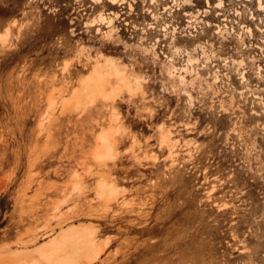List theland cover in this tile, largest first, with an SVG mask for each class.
Returning a JSON list of instances; mask_svg holds the SVG:
<instances>
[{
    "label": "rangeland",
    "instance_id": "obj_1",
    "mask_svg": "<svg viewBox=\"0 0 264 264\" xmlns=\"http://www.w3.org/2000/svg\"><path fill=\"white\" fill-rule=\"evenodd\" d=\"M217 1L0 0V264L69 228L83 264H264V0Z\"/></svg>",
    "mask_w": 264,
    "mask_h": 264
},
{
    "label": "bare ground",
    "instance_id": "obj_2",
    "mask_svg": "<svg viewBox=\"0 0 264 264\" xmlns=\"http://www.w3.org/2000/svg\"><path fill=\"white\" fill-rule=\"evenodd\" d=\"M183 1L186 2V1H190V0H183ZM108 2H110L112 4L115 3V2H113V0H108ZM257 2H258V6H262V8H263L262 1L257 0ZM215 4H216L215 6L217 8L222 9L223 0H218ZM218 12L220 13V11H218ZM236 13L241 14V12H239L237 9H236ZM209 14L210 13H207V16ZM222 20H225L223 25L217 24V32L218 33L227 32V27H228L227 26V20L228 19L223 17ZM242 28H245V33H248L249 35L253 34V32H252L253 29L248 24H244L242 26ZM232 29H233V27H232ZM243 34H244L243 32L238 33V36H239L238 38L241 42L244 43ZM3 41H4V39H3ZM242 54H243V56H242L241 60L237 61V67L242 66V65H246L248 62H251V59L254 58V56L249 58L248 56L244 55L245 54L244 51ZM209 57H210V55H206L205 58L209 59ZM241 77H242V81H248L245 72H242ZM100 80L101 79H99V81ZM100 83H101V81H100ZM252 93L254 94V97H260V93L258 91L257 92L252 91ZM245 94H246V91L244 89H241L240 96L237 99L238 109H241L243 115L246 117V121L253 120L255 118L260 119L261 116L259 113H257V110L255 109L257 106V103L254 101L252 102V113H254L255 115L246 113L247 104H248L247 102L249 101V98ZM262 102H263V100H262ZM100 146H102V145H100ZM102 148H103V146H102ZM102 151H105V150L103 149ZM69 234L72 235L71 238H73V239L75 238L73 242L69 241V242H66L64 244L62 243L63 245L56 244L58 242L57 240H59L60 238L63 239L67 235L69 236ZM59 242H60V240H59ZM51 244L53 246L50 245L52 247L50 249L47 248L48 249V250L46 249L47 251H44V250H42V252L40 251L41 256H40V254H39V256L42 258L44 264H83V262H85V261L89 262L92 259H94L97 256V254L99 253V251H97V247H96L97 245H96L94 237H93V232L92 231H86L83 229L82 230L81 229L73 230V229L69 228V230H64V232L57 234V236H55L52 239ZM39 247H42V246H39ZM17 250H15V251H17ZM38 250H40V249H38ZM27 252H29V251H27ZM37 252L39 253V251H37ZM7 255H10V254H7ZM13 255H15V254H13ZM82 257H84V258L81 259ZM31 262H30V264H31ZM35 263H37V262L35 261Z\"/></svg>",
    "mask_w": 264,
    "mask_h": 264
},
{
    "label": "snow or ice",
    "instance_id": "obj_3",
    "mask_svg": "<svg viewBox=\"0 0 264 264\" xmlns=\"http://www.w3.org/2000/svg\"><path fill=\"white\" fill-rule=\"evenodd\" d=\"M113 2H115V0H113Z\"/></svg>",
    "mask_w": 264,
    "mask_h": 264
}]
</instances>
